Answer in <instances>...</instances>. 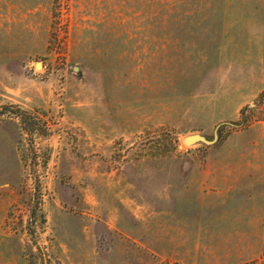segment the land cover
<instances>
[{
  "label": "rangeland",
  "instance_id": "374dc122",
  "mask_svg": "<svg viewBox=\"0 0 264 264\" xmlns=\"http://www.w3.org/2000/svg\"><path fill=\"white\" fill-rule=\"evenodd\" d=\"M262 90L264 0H0V264H264Z\"/></svg>",
  "mask_w": 264,
  "mask_h": 264
},
{
  "label": "trees",
  "instance_id": "16d2710c",
  "mask_svg": "<svg viewBox=\"0 0 264 264\" xmlns=\"http://www.w3.org/2000/svg\"><path fill=\"white\" fill-rule=\"evenodd\" d=\"M6 113H12L19 118V121L26 131V133L30 136V139L33 140L35 138L36 133L47 134L48 129L44 124L42 119L36 117L28 110L22 109L18 105L7 104L0 106V115H4ZM264 120V90H262L253 103L245 105L240 111V117L237 120L228 122V123H220L216 127L215 136L217 141L223 138V131H221V127L224 124L229 125V130L227 133H230L239 128H246L252 123L256 121Z\"/></svg>",
  "mask_w": 264,
  "mask_h": 264
},
{
  "label": "water",
  "instance_id": "95a60500",
  "mask_svg": "<svg viewBox=\"0 0 264 264\" xmlns=\"http://www.w3.org/2000/svg\"><path fill=\"white\" fill-rule=\"evenodd\" d=\"M184 140L187 144H191L198 140H204V137L200 134H191V135H187Z\"/></svg>",
  "mask_w": 264,
  "mask_h": 264
}]
</instances>
